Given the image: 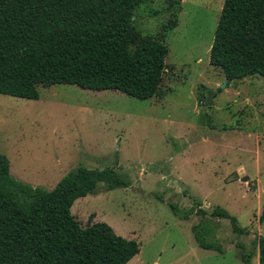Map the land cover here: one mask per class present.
<instances>
[{
    "label": "rangeland",
    "instance_id": "1",
    "mask_svg": "<svg viewBox=\"0 0 264 264\" xmlns=\"http://www.w3.org/2000/svg\"><path fill=\"white\" fill-rule=\"evenodd\" d=\"M223 2L146 0L135 9V28L167 48L160 93L149 99L70 84L38 87L37 100L0 94V152L15 179L51 190L78 166L128 176L129 187L100 189L71 207L82 226L106 222L139 243L127 264H258L250 252L264 236V77L228 83L210 64ZM195 201L210 220L205 237L222 253L195 241L200 216L180 218L169 205L186 210ZM216 206L248 234L212 217Z\"/></svg>",
    "mask_w": 264,
    "mask_h": 264
},
{
    "label": "trees",
    "instance_id": "2",
    "mask_svg": "<svg viewBox=\"0 0 264 264\" xmlns=\"http://www.w3.org/2000/svg\"><path fill=\"white\" fill-rule=\"evenodd\" d=\"M146 0H0V94L39 98L38 87L76 85L116 90L140 100L160 93L167 48L162 38L145 36L133 25L135 9ZM228 83L264 77V0H224L209 51ZM131 184L115 167L78 166L51 190L15 179L0 152V264H127L140 251L106 222L78 223L71 207L98 190ZM173 213L200 216L191 231L198 246L223 252L203 228L210 222L201 202ZM212 217L229 220L232 231L248 234L235 216L216 206ZM264 222V199L258 216ZM264 264V236L252 240ZM249 262L246 254L241 256Z\"/></svg>",
    "mask_w": 264,
    "mask_h": 264
},
{
    "label": "crops",
    "instance_id": "3",
    "mask_svg": "<svg viewBox=\"0 0 264 264\" xmlns=\"http://www.w3.org/2000/svg\"><path fill=\"white\" fill-rule=\"evenodd\" d=\"M9 169H10V168H9ZM10 174H11V173H10ZM24 183H25V182H24ZM26 184H27V183H26ZM28 185H29V184H28ZM30 186H31V185H30ZM32 187H33V186H32ZM41 188H42V187H41ZM134 257H135V256H134ZM134 257H133V258H134Z\"/></svg>",
    "mask_w": 264,
    "mask_h": 264
}]
</instances>
